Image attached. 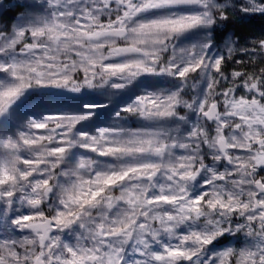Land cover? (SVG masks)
<instances>
[{"label": "snow or ice", "instance_id": "snow-or-ice-1", "mask_svg": "<svg viewBox=\"0 0 264 264\" xmlns=\"http://www.w3.org/2000/svg\"><path fill=\"white\" fill-rule=\"evenodd\" d=\"M23 6L0 24V264H264V30L217 39L264 0ZM52 89L76 99L29 104Z\"/></svg>", "mask_w": 264, "mask_h": 264}, {"label": "rangeland", "instance_id": "rangeland-1", "mask_svg": "<svg viewBox=\"0 0 264 264\" xmlns=\"http://www.w3.org/2000/svg\"><path fill=\"white\" fill-rule=\"evenodd\" d=\"M2 1H3L2 6H4L5 4L8 3L7 0H2ZM11 2H20V3L23 4V3H26L27 0H11ZM37 2H38V0H37ZM0 9H1V7H0ZM9 14H10V11H9V13H8V11H6L3 14V18L7 19V17L9 16ZM15 19L12 22H14ZM225 37L226 36H223L222 40L220 41V43H219L220 46H223V40H224ZM88 95H89L90 98L97 99L101 103H104L105 102L104 100H102V99L99 98V96H98L97 93L90 92ZM60 96L61 97L66 96L67 98L66 99L65 98L61 99ZM127 98H128V94L127 93H124L123 95H121L119 97H116L115 100H114V104L111 107H115L117 104H120L123 100H125ZM75 99L76 98L72 94H70V93L63 92L62 90H59V89H52L50 92H48L44 96L33 95L29 99V104L35 105V104H52V103H54L56 105V104H59L61 102L64 103L66 101H68V103L74 102ZM64 106H68V105L67 104H62V105H57L55 107H64ZM132 126L133 127H136L138 125H136L135 123H133Z\"/></svg>", "mask_w": 264, "mask_h": 264}, {"label": "trees", "instance_id": "trees-1", "mask_svg": "<svg viewBox=\"0 0 264 264\" xmlns=\"http://www.w3.org/2000/svg\"><path fill=\"white\" fill-rule=\"evenodd\" d=\"M6 11H8V13L10 11L11 14L13 12L17 13L19 11V7H17L15 10L8 9ZM4 13L1 14L2 15L1 17H3ZM5 21H6V25L10 24V20H8V18ZM223 27H224V29H223ZM222 29H221L222 32H225L226 30H229V29H231L232 31L239 30L247 39H251L252 37L250 35H248L249 33H257L258 34L262 30H264V17L256 16L253 18H247V19H244L243 21H238L235 24L224 23V24H222ZM244 60H245V63L248 64V67L245 69L246 71L258 72L260 67H264V64H259V63L254 64L252 62H249L247 57H244ZM232 67H239V66L235 65V64H231V62H230V67L227 70L230 71Z\"/></svg>", "mask_w": 264, "mask_h": 264}]
</instances>
